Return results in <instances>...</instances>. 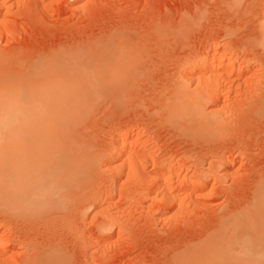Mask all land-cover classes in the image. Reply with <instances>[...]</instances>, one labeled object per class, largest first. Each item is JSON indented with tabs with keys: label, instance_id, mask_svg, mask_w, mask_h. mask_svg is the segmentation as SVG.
I'll return each instance as SVG.
<instances>
[{
	"label": "rangeland",
	"instance_id": "1",
	"mask_svg": "<svg viewBox=\"0 0 264 264\" xmlns=\"http://www.w3.org/2000/svg\"><path fill=\"white\" fill-rule=\"evenodd\" d=\"M6 1L0 5V55L6 53L2 59L7 60V65L19 58L27 61L66 48L90 47L94 40L110 38L105 35L115 27L134 30V40L148 43L151 50L146 70L126 89L127 103L115 109L108 100H102L86 121L88 124L85 123L87 134L83 131L86 137L83 138L100 159L98 164H92L83 183L76 186L79 189H74L78 193L73 195L81 200L89 192L100 191L101 197L104 194L103 199L113 205L110 209L117 211L121 227L117 225L112 231L97 233L92 209H88L82 235L84 230L86 233L77 238L62 228L65 224L48 231L45 221L25 223L11 214H0V233L2 237L12 238V246L7 250L8 254L13 253L12 264L17 259L22 261L18 264H23L19 256L27 257L31 253L25 246L31 238L60 242L67 251L63 264H175L173 252L186 244L200 243L205 234L217 226L225 209L237 208L248 200L256 179L264 174V115L261 111L264 104V0H26L28 3L22 12L17 6L25 0ZM78 3L88 10L80 11ZM181 13L191 14L193 22V29L183 42L176 44L171 31L161 34L153 29V23L156 26L159 21V26L167 22L168 28L174 29ZM210 47H217L218 59L225 55L229 61L231 59L230 63L234 61L231 64L234 66L233 74H223L220 95L210 99L211 102L208 97L206 101L203 99L206 102L203 111L220 118L223 130L217 138L202 141L182 134L179 122L169 117L163 104L181 82L188 83V90H196L193 78L198 76L197 71L183 73L181 64L194 54L204 57ZM234 69L239 70L234 72ZM127 128L141 131L143 138L146 137L144 140H149L148 149L157 158L154 171L159 162L163 164V158L173 159L178 164L173 163V166L182 167L181 176L187 174L183 177L186 182H182L186 184L179 192L182 204L157 209L161 201L148 189L147 179L139 167L138 172L137 169L132 171L136 172L133 180L126 176L130 169L123 174L115 170L120 161L114 158L109 161L108 155L115 156L107 150L112 149L115 139ZM139 151L134 150L135 157ZM227 158L235 163L224 168L221 163L223 159L230 162ZM238 170L241 178L233 184ZM86 237L105 241L91 245L87 242L93 243V239ZM7 262L10 260L4 259L0 264Z\"/></svg>",
	"mask_w": 264,
	"mask_h": 264
},
{
	"label": "bare ground",
	"instance_id": "2",
	"mask_svg": "<svg viewBox=\"0 0 264 264\" xmlns=\"http://www.w3.org/2000/svg\"><path fill=\"white\" fill-rule=\"evenodd\" d=\"M5 1L0 0V5H4ZM76 2L81 1L76 0ZM27 3L26 0L19 3L18 11H24ZM78 8L82 12L88 10L81 3H78ZM196 15L200 16L197 13ZM191 17L189 13L178 15V23L177 26L174 25V29L168 28L167 22L159 26L161 22L158 20L157 27L153 23V29H156L155 32L160 31L161 34L171 31L174 41L179 44L193 29ZM111 30L108 31L110 34L105 35L106 38L107 35L110 38L100 42L94 40V43L89 44L90 47L66 48L62 52L27 61H20L19 58V61L17 59L10 65L5 64L7 60H3L5 59L3 55L6 53H1L0 214H11L25 223L42 220L43 223L46 222L45 228L53 231L56 227L59 228V225L65 224L61 225L62 228L77 238L82 235L83 225L88 219L86 218L88 209H92L93 217H91L94 219L93 225L98 230L97 233L112 231L117 225L120 226L121 219L117 211L110 209L111 202L103 199L104 194L101 197L100 191L97 192L96 188L92 190L96 192L91 193L88 190L90 194L86 198L81 196L83 198L80 197L81 200H77V195H73L75 188H78L87 177L89 168L93 163L98 164L100 159L90 149L87 139L83 138L84 133L87 134L84 127L86 121L102 100H108L111 108L115 109L127 103L125 100L127 96H124L126 89L146 70L151 53L148 43L146 46L142 42L144 43L142 46L141 41L134 40L136 38L132 33L134 30L118 27ZM210 48L207 54L205 52L204 57H198L192 52L191 54L197 58L189 56L192 59L180 62L182 63L180 71L183 73L193 74L197 71L198 76L193 78L194 81L196 79L194 82L196 90H188L186 87L188 83L181 82L163 104L169 117L174 122H179L182 134L185 133L193 139H202V141L209 137L217 138L223 130L221 127L223 122L220 118H215L211 113L209 116L207 115L209 113L203 111L205 107L203 105L206 103L203 99L206 101L208 97L210 101L217 98L219 87L224 83L221 84L224 81L222 77L225 72L228 76L233 74L234 66L231 65L234 61L230 63L231 59L229 61L225 55H220L223 59L219 56L220 59L217 58L219 51L217 47ZM224 56L227 59H224ZM236 70L234 69V72ZM261 111L264 115V104ZM144 138L141 131L124 129L115 139L113 147L110 146L112 149L107 150L112 151V156H115L108 155L109 161L112 158L120 161L115 166V170L120 174L130 169L129 175L128 173L126 175L131 176L128 179H131L132 175L133 178L136 176V172L134 171L133 174L132 171L139 167L147 179L148 189L155 192L157 199L161 201L157 209L164 210L166 207L168 209L172 205L182 204L183 200L180 199L179 192L183 190L182 185L186 182L183 177L187 174L181 176L182 167L177 166V162L173 159L163 157V164L159 162L161 164H158L157 171H154L156 156L148 149L149 140ZM136 149L140 150L137 152L138 157H135ZM133 152L135 158L132 157ZM229 161L223 159L221 166L223 164L226 168L228 164L232 166L235 163V160ZM173 163L177 165L173 166ZM152 172L155 174H151ZM237 172L233 184L241 178L242 173L240 170ZM183 181L185 182L182 184ZM250 191V197L243 205L236 204L237 208L234 209L232 207L229 209L230 204L224 205L228 209L224 208L217 226L205 234L203 241L186 244L173 252L175 264H264V174L256 179ZM110 193L108 195H112ZM84 201L88 202L84 203ZM122 225L126 224L124 225L123 222ZM84 231L82 237L86 233ZM88 238L86 237L87 240ZM36 239L31 238L29 242L24 240L27 244L21 241L27 246V250L31 251L27 257L19 256L23 258H21L23 264H63L66 261L67 251L65 252V248L59 245L60 242ZM91 239L93 243L90 240L87 242L91 245L105 241L104 238L103 242L99 238L95 241L94 238ZM11 243L12 238L9 235L2 237L0 233V255H2L0 263L4 259L10 262L14 259L13 253H7L9 246H12ZM84 244L86 246L85 242ZM18 261L20 260L17 259L14 264H18Z\"/></svg>",
	"mask_w": 264,
	"mask_h": 264
}]
</instances>
